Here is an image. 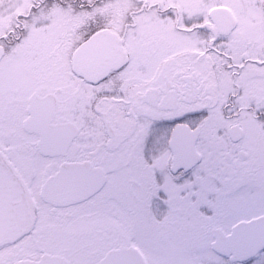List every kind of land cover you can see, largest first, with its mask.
Here are the masks:
<instances>
[{
    "label": "snow or ice",
    "instance_id": "obj_1",
    "mask_svg": "<svg viewBox=\"0 0 264 264\" xmlns=\"http://www.w3.org/2000/svg\"><path fill=\"white\" fill-rule=\"evenodd\" d=\"M0 264H264V0H0Z\"/></svg>",
    "mask_w": 264,
    "mask_h": 264
}]
</instances>
